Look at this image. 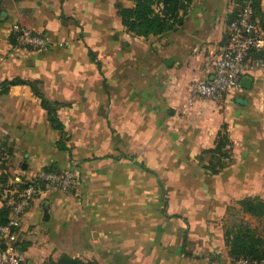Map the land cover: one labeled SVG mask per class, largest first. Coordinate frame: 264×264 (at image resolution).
<instances>
[{"label": "crops", "instance_id": "crops-1", "mask_svg": "<svg viewBox=\"0 0 264 264\" xmlns=\"http://www.w3.org/2000/svg\"><path fill=\"white\" fill-rule=\"evenodd\" d=\"M117 1L0 0V83L39 82L64 103L58 115L70 137V151L58 149L61 133L29 85L0 88V141L7 135L17 147L10 182L43 168L79 173L69 192L41 190L18 219L27 264L64 255L100 264H235L227 208L264 198V68L248 72L250 88L233 87L219 102L183 104L230 42L236 4L191 0L175 29L146 37L128 31ZM25 28L44 33L49 46L14 44ZM221 132L233 160L213 174L201 156Z\"/></svg>", "mask_w": 264, "mask_h": 264}, {"label": "trees", "instance_id": "trees-1", "mask_svg": "<svg viewBox=\"0 0 264 264\" xmlns=\"http://www.w3.org/2000/svg\"><path fill=\"white\" fill-rule=\"evenodd\" d=\"M191 0H118L116 8L123 24L130 33L135 36H150L158 35L175 29L181 22L179 16L181 9H186ZM236 9L231 17L233 19L236 12L243 3V0H234ZM262 0H255V15L258 16L261 22H264V11L261 6ZM230 19V20H231ZM230 23V21H229ZM21 32H15L11 36L14 44H17V36ZM92 58L95 54L91 51ZM16 84L29 85L36 96L41 99V104L47 110L51 125L60 131L61 136L57 142L58 149L62 151H70L67 145L70 137L65 130L64 124L58 115V109L64 105L59 101L50 100L40 89L39 82L25 80L22 78H14L5 80L0 83L2 91H7L8 87ZM230 143L228 135L221 132L215 147L208 148L203 151L201 156L204 162L205 156L210 154L209 164L204 163L205 167L213 174L219 173L227 166L224 162L225 158H230L232 155L227 145ZM17 151L16 144L9 140V136L5 135L0 141V196H4L10 189L22 190L27 186V181L10 182L9 159H11ZM48 170H56L54 168H45ZM16 184V185H15ZM4 205L0 208V224H7L10 220L12 206L9 202L10 195L6 194ZM238 206L244 213L251 216L262 218L264 217V198L260 196H248L237 201ZM225 242L228 247L229 255L234 262L245 259L250 262H264V237L255 234L251 228L243 225L235 233L232 230L226 229ZM56 264H100L96 260L84 261L79 258H72L67 255L61 256Z\"/></svg>", "mask_w": 264, "mask_h": 264}, {"label": "built area", "instance_id": "built-area-1", "mask_svg": "<svg viewBox=\"0 0 264 264\" xmlns=\"http://www.w3.org/2000/svg\"><path fill=\"white\" fill-rule=\"evenodd\" d=\"M255 0H243L236 15L229 23V40L221 52L215 54L211 65V74L207 78L194 80L190 84L191 95L183 104L189 108L200 97L219 102L227 92L240 86L243 77L257 68H264V22L255 15ZM21 32L17 36V44L24 49H44L49 46V37L31 28L17 29ZM251 61V64L247 62ZM79 179L77 169L66 171L41 169L34 177L26 179L27 186L11 197L12 206L10 220L7 224H0V264H25L24 251L16 242L14 230L18 219L26 211L29 202L43 189L53 188L69 192ZM24 181L20 177L15 182ZM239 264H264L239 260Z\"/></svg>", "mask_w": 264, "mask_h": 264}, {"label": "rangeland", "instance_id": "rangeland-1", "mask_svg": "<svg viewBox=\"0 0 264 264\" xmlns=\"http://www.w3.org/2000/svg\"><path fill=\"white\" fill-rule=\"evenodd\" d=\"M247 63L251 64L252 62L248 61ZM227 149L231 150L230 143L227 145ZM210 156H211L210 154L205 156L204 163L209 164ZM232 160H233V157L231 155L230 158H225L224 162H226L227 165H228V164H230L232 162ZM14 182H15V180H14ZM167 196H169V189L166 190L161 195L162 200L164 198V201H167V199H168ZM236 203L237 202H233L227 208V211H226V214H225L224 220H223L224 231H226V229H229V230H232L233 233H235L243 225H246L249 228H251V230L255 234L264 237V217L257 218V217L251 216L250 214L244 213L241 210V208L238 206V204H236ZM194 212H195V208H194ZM16 242L20 246L21 249H22V247H24L23 246V241H21L20 239L16 238ZM25 264H27V259H26V263ZM235 264H239V261H236Z\"/></svg>", "mask_w": 264, "mask_h": 264}, {"label": "water", "instance_id": "water-1", "mask_svg": "<svg viewBox=\"0 0 264 264\" xmlns=\"http://www.w3.org/2000/svg\"><path fill=\"white\" fill-rule=\"evenodd\" d=\"M252 85V78L250 76H245L240 81V86L250 88ZM50 217L48 207H44V220H48Z\"/></svg>", "mask_w": 264, "mask_h": 264}]
</instances>
